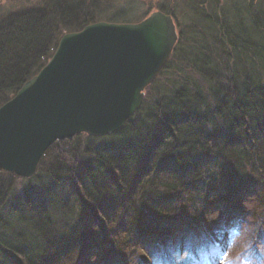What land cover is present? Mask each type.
Here are the masks:
<instances>
[{
  "label": "trees",
  "instance_id": "16d2710c",
  "mask_svg": "<svg viewBox=\"0 0 264 264\" xmlns=\"http://www.w3.org/2000/svg\"><path fill=\"white\" fill-rule=\"evenodd\" d=\"M229 2L175 0L182 19L158 6L179 37L124 126L54 142L29 179L0 170V264H195L233 230L264 264V0ZM132 6L0 11V105L65 33L138 21Z\"/></svg>",
  "mask_w": 264,
  "mask_h": 264
},
{
  "label": "water",
  "instance_id": "95a60500",
  "mask_svg": "<svg viewBox=\"0 0 264 264\" xmlns=\"http://www.w3.org/2000/svg\"><path fill=\"white\" fill-rule=\"evenodd\" d=\"M176 38L172 17L161 11L64 34L46 65L0 106V169L31 177L55 141L122 128Z\"/></svg>",
  "mask_w": 264,
  "mask_h": 264
},
{
  "label": "rangeland",
  "instance_id": "374dc122",
  "mask_svg": "<svg viewBox=\"0 0 264 264\" xmlns=\"http://www.w3.org/2000/svg\"><path fill=\"white\" fill-rule=\"evenodd\" d=\"M107 3H109V0H105ZM114 6V9H118L120 7H124L125 2H127L128 0H110ZM217 5H221L225 0H215ZM42 2V0H0V11L4 12V11H10V10H14L20 7H24V6H33V5H39ZM130 2L133 3L132 8L134 9L135 12H137V19L138 22L143 20L144 18H146V11L150 10L149 13H151V11L156 10L158 8V6L166 8L167 10L169 9H174L175 7V14L177 15V17L181 18L184 17L185 15H189L187 13L188 10H186L187 12L184 13L180 10V7L176 5H174L175 0H130ZM174 5V7H173ZM242 7L243 5H245V0H230L229 2V9H233V7ZM264 5V4H262ZM121 9V8H120ZM142 17V18H141ZM141 18V19H140ZM124 23V22H121ZM127 23H137V21H129ZM179 33V31H178ZM178 36V34H177ZM178 37L176 39V43H177ZM159 77V76H158ZM162 78V79H161ZM159 80H157V83L161 82H165V77H161Z\"/></svg>",
  "mask_w": 264,
  "mask_h": 264
},
{
  "label": "clouds",
  "instance_id": "9594fccd",
  "mask_svg": "<svg viewBox=\"0 0 264 264\" xmlns=\"http://www.w3.org/2000/svg\"><path fill=\"white\" fill-rule=\"evenodd\" d=\"M232 237L233 244L227 250L226 255L223 249L214 250L211 253L201 254L195 264H256L254 260L245 257L244 253L249 248V244L242 243L238 230H233ZM233 252H235L234 255Z\"/></svg>",
  "mask_w": 264,
  "mask_h": 264
}]
</instances>
